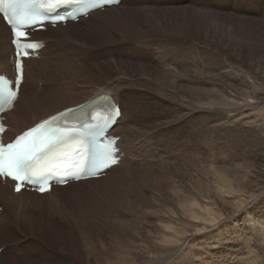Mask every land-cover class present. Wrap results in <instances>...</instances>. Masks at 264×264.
<instances>
[{
  "label": "rangeland",
  "instance_id": "374dc122",
  "mask_svg": "<svg viewBox=\"0 0 264 264\" xmlns=\"http://www.w3.org/2000/svg\"><path fill=\"white\" fill-rule=\"evenodd\" d=\"M250 1L237 4L235 0H207L206 3L212 4V7L208 6V8L210 7L214 12H229V14L235 13V15L241 14L254 19H264V11H262L264 0ZM46 31L42 32L50 35L55 33ZM0 34L2 35L1 31ZM102 35L97 36L96 39L90 38L93 42L90 47L95 49L92 52L99 56L94 57L91 54L78 52L68 59H72L73 61H71L75 62V65L80 63V65L90 64L91 66L101 60L116 59L120 62L132 60L153 66H163L164 64L159 65V62H164L165 56L171 61L179 58L182 61L181 64L186 65L192 60V56L197 54L196 50H192L193 47L189 48L191 47L189 43H180L175 39L165 42V44L161 42V45L154 43L155 45L152 47L147 46L143 49L136 47L134 53L127 46L124 52L111 42H104ZM116 37L118 36L116 35ZM45 43L42 51L45 53L46 59L49 55L53 57L56 53L58 55L62 53V49L57 45H52L48 40ZM105 45L108 46V49H102ZM4 46L3 41H0V47L4 49ZM185 47L187 48L185 49ZM51 48H55V50L51 51ZM5 56L7 57V53ZM6 57L3 59L5 60ZM63 60H66V57ZM80 61L84 62L81 64ZM99 64L104 65L105 63ZM29 65L32 66L33 63L26 65L27 74ZM39 65L40 63L33 67ZM103 67H90L81 73L75 66L74 69L72 68L73 70L68 69V78L72 75L68 80L70 81L72 78L71 81L74 85H71L69 81L66 84L71 85L72 88L52 82L58 68L50 67V70L42 71V76L34 75L32 83H27L24 87L27 90L25 91L27 98H30L31 92H39L45 84H49V88L60 87L67 92V95L71 94L75 99L78 92L79 94L83 92L82 85L91 89L96 86L109 88L108 83H112V87L116 88L121 96L119 102L122 110L124 100L130 105L137 104L138 112L135 119L129 120L128 116H125L120 124L121 133L119 134L125 137L127 144L124 145V148L129 153L125 159L127 163L119 168L112 179L106 181L107 184L101 182L97 189L96 196L108 200V204H104V202L92 204L90 199L84 200V197H79L75 190L68 191L72 197L74 196L73 202L63 201L64 210L68 214L82 212L90 222L97 225L94 230L89 232L92 246H80V251L76 256L70 252L66 253L68 251L61 249L60 244L63 242L57 239L56 232L53 233L45 227V225L63 227L59 220L62 209L47 207L32 209L27 205L29 220L25 218L16 227L0 233V264H57L58 262L80 264L81 260V264H121L124 251L133 257L134 264H264V171L258 167L250 169L248 164L251 160L250 157L259 151H264L262 144L264 140L254 142L251 129L242 125V120L247 115L264 116V100L260 101L261 105L256 108L253 99L249 97L248 102H250L251 108L248 107L244 111L242 108H237L231 112L229 109L217 105L216 101L212 104L211 100L200 98L183 103L181 110H177L179 106L176 99H172L171 95L161 88L155 87L156 85L153 86L150 80L142 79L137 75L118 76L108 80L106 85L104 77L98 73ZM74 73L75 75L79 74L77 75L79 78ZM258 84L263 85L264 88L263 81H258ZM31 94L33 95V93ZM66 97L63 96L62 100L58 99L54 104H48L37 114L45 113L48 109L49 112L52 110L50 108L61 107L62 104L67 103L65 102ZM46 99L50 100L49 97ZM208 105H216L217 108L212 107L213 110L205 107ZM44 110L46 111L44 112ZM215 111L224 116H217ZM240 111L244 112V116L240 114ZM217 121L219 124L216 123ZM221 121L226 122L220 124ZM137 140L138 142H136ZM246 168L249 170L248 175L244 172ZM233 175L236 181L244 179L240 182L247 184L248 190H253V195L238 210L231 205L234 197L225 196L226 192H222V188L225 190V186L220 187L221 182L229 181ZM235 180H232L233 185H236ZM106 188L111 191L109 189L107 191ZM9 190L10 187H6V192ZM89 195L95 194L90 193ZM191 199L199 205L208 204L218 209L221 206L219 211L222 216L219 220L207 224L200 218L194 217L189 211L184 212L183 205H187ZM115 200L119 201V206H114V210L110 214H106L112 208ZM41 202L50 204L47 203L48 198ZM90 204H92V208H88ZM146 204L150 205L151 215L134 216L138 220L129 222L126 241H124L120 233L122 219H131L130 213L144 209ZM124 206H129L130 209H125ZM252 223L255 224L252 225ZM164 224L175 225L179 230L186 227L188 231L184 234L185 236L182 235L178 244L170 245L174 249L173 253L170 251V247L167 251L151 253L146 249V246L152 245L158 239H155V236L164 234V232L161 233ZM75 230L79 236L75 233L74 237L80 241V233L77 228ZM63 233L62 231L61 234ZM64 237H66L65 234L61 238ZM160 244L162 245L161 242Z\"/></svg>",
  "mask_w": 264,
  "mask_h": 264
},
{
  "label": "bare ground",
  "instance_id": "6f19581e",
  "mask_svg": "<svg viewBox=\"0 0 264 264\" xmlns=\"http://www.w3.org/2000/svg\"><path fill=\"white\" fill-rule=\"evenodd\" d=\"M235 1L237 4H242L250 0ZM206 2L207 0H123V2L120 0L117 5L96 9L90 12L87 17H81L76 22H67L64 25L58 24L55 28L50 25H45V29L47 30L46 32H55L54 35L46 34L42 31L34 32L35 36L32 37V39H40L43 42L48 40L52 45L55 44L61 48L62 53L60 55L56 53L57 55L54 54L53 57L49 55L48 59H46V55L41 49L39 54L42 56V59L36 60L28 58L24 60L25 67L27 64L33 63V65H29L28 74L24 67L23 82L19 87V97L15 102V107L4 114V123L8 126V129L4 133V141L12 140L15 135L24 129L29 128L42 118H45L64 108L76 106L91 98L95 97V99H97L96 97L102 94H105L104 97L101 98L100 101H97H99V106L100 103L105 105L103 110H105L111 102H115L120 106L119 99H121V96L118 90L113 88L112 83H108L107 81L122 75H137L142 79L150 80L153 83V86L156 85L155 87L161 88V90L171 95L172 99L174 98L177 100V104L179 106L177 110H181L183 103L200 98H207L208 100H211L212 104L216 101L217 105H221L232 112V110L237 108H242L244 111L246 108L250 107L251 104L248 102V98L251 97L257 108V106L261 105L260 101L264 100L263 85L261 86V84H258V81L264 82V19H254L241 14H229V12H214L210 9V7L208 8V6L212 7V4ZM235 6L238 7V5ZM262 11H264V5L262 6ZM0 31L2 32V35L0 34V41H3V44L5 45L4 49L0 47V73L12 78L14 75V58L11 60L9 56L13 53V47L10 43V31L1 15ZM100 35H102V40L104 42H111L115 47H120L122 51H124L125 47L129 46L131 51L134 53L136 52V47L143 49L147 46L152 47V45H155L154 43L161 45V42H164L165 44V42L175 39L179 40L180 43H189L191 46L189 48L191 49L193 47L192 50H196L197 54H192V60H188L189 62H187L186 65H182V61L179 58H175L171 61L169 60V57V59H166L165 56L163 60L166 63L162 61L159 62V65L164 64L163 66H153L152 64L139 63L132 60L120 62L116 59L101 60L99 62H95L91 66L87 63V65H80V63L75 65V62L72 63V59V61L68 59V57L74 56L78 52L91 54L94 57L99 56V54L92 52L95 51V49H92L90 46L92 45L91 43H93L91 39H96V37ZM116 35L118 37H116ZM115 41L122 43H116ZM186 48L187 47H185V49ZM102 49H108V46L105 45ZM52 50H55V48H51V51ZM6 53L7 57L5 56ZM185 55H187V53H185ZM3 57H6L5 60ZM64 57H66V60H63ZM80 62L82 64L84 61ZM38 63H40L38 67H33ZM99 63L105 64L101 65ZM74 66L78 69V72L80 71V73L84 69H88L90 67L99 68L104 66L98 73L104 77V83L106 84L107 82L110 87L96 86L93 88L92 86L93 89H91L86 85H82L84 88L83 92H80V94L79 92L78 94L76 93L77 96L73 99V95H67V92L63 91L62 88L54 87V89H52L48 87L49 84H45L42 88L43 91L41 90L42 92L33 91L31 92L33 95L30 93V98L26 97L25 91L27 90L24 89L25 85L30 82L32 83V77L34 75L40 74L38 76H42V71L44 69L50 70V67L58 68L53 76L52 82H58L61 85L64 84L67 88L69 86L71 87L73 84L71 81L72 78L70 81L68 79L72 77V75L68 78L69 75H67V73H69L68 69L73 70ZM77 75L75 76L79 78ZM67 81L71 82V85H67ZM63 96H67V100H65V102H67L66 104H62L61 107L54 109L50 108L52 110L49 112L48 109L47 111L44 110V112L46 111L45 113L41 112L42 114H37L39 110L47 107L48 104H54L58 99L62 100ZM48 97L50 100L46 99ZM123 104V110L120 106L121 114L119 118L109 130V133L118 137L116 143L119 148L120 159L117 165L110 167L109 170H107L108 172L106 171L107 173L104 175L106 177L100 176L97 178L71 181L62 186L54 185L51 186L49 192L43 194H37L36 192L26 190H20L18 193H14L12 192V186L10 184V190L9 192H6V187L9 185L7 182L2 183L0 180V206H2V210L0 212V233H4L13 227H16L22 220H25V218L29 220L27 214L28 211L26 209L27 205L32 209H38L41 207H47L50 209L56 208L62 209L59 220L61 221L63 227L61 228L50 225H45V227L47 230L53 231V233L56 232L55 236L57 239L63 242L60 244L61 249L68 251L66 253L70 252L72 255L76 256L80 251V246H92L89 232L94 230L97 225L90 222L88 217H86L82 212L68 214L64 210L65 205L63 206V201L66 200L67 202H73L74 196L72 197L71 193H68V191L75 190V192H78L79 197H84V200L90 199L92 204H94V202H104V204H108V200H104L101 196L99 198L96 196L98 193L97 189L99 188L101 182L106 183V181L112 179V177L116 175L117 171H119V168L127 163V160L125 159L129 153L124 148V145L127 144L125 137L119 134L121 133L120 124L125 116H128L129 120H134L138 112L136 103L130 105L128 102L125 103L124 100ZM31 106L32 109H30ZM205 107L210 109L212 107L217 108L216 105H208ZM85 109L86 111L83 115L82 113L84 111L76 110L66 116L72 119L76 116H84L87 112L88 106H86ZM212 109L214 110V108ZM243 111H240L242 116H244ZM215 114L217 116H224L222 113L219 114L216 112ZM226 121H221L220 124H224ZM56 122L61 123L62 121L58 120ZM216 123L219 124V121ZM242 123L241 124L244 127L246 126L251 129L254 142L257 143L260 140H264V116L252 117L247 115V117L242 120ZM136 142H138V140ZM262 144L264 145V141ZM129 158L131 159V157ZM250 159L251 160L248 162L250 169L252 167H258L261 171H264L263 150L262 152L259 151V153H255L252 157H250ZM248 171L249 170L247 168L244 170L246 175H248ZM232 180H235L234 175L233 177H230L229 181L224 180V183L221 182L220 187L225 186V190L222 188V192H226V195L224 194L225 196L228 195L227 197H234V201L231 205L238 210L241 205L253 195V190H248L247 184L240 182V180L244 179H238V181L235 180L236 185H233ZM116 188L118 187L116 186ZM110 189L112 188L110 187ZM218 190L220 191V189ZM230 191H232V193L229 194ZM90 193H94L95 195H89ZM45 198H48L47 203L50 204L41 202V200ZM118 200H120V198H118ZM118 200L114 201L112 208H110L106 214H110V212L114 210V206H119ZM222 202L224 203L225 201ZM92 204H90L88 208H92ZM144 207L145 208L142 210L131 212V219H122L120 233L124 241H126L129 222L138 220L134 218V216L151 215L149 208L150 205L146 204ZM88 208H86V210H88ZM124 208L130 209L129 206H124ZM220 208L221 206H219V209ZM182 209L184 212L189 211L194 217L200 218L207 224L219 220L222 216L218 208H214L208 204L199 205L193 199H191L187 205H183ZM253 224L255 223H252V225ZM39 226L42 227V225ZM75 228H77L80 233V241L74 237L76 233ZM50 231L48 232L50 233ZM62 231L66 236L64 238H61L63 235L61 234ZM187 231L186 227L185 229L183 228L182 230H179L175 225L170 226L164 224L161 232H164V234L159 235L161 237L155 236L154 238L158 239H156L152 245H147L146 249L150 250L151 253L167 251L169 247L171 248L170 245L178 244L181 237H183L182 235L186 234ZM170 251L173 253L174 249L171 248ZM153 256L155 257V255ZM162 257L159 258L162 259ZM78 260L80 261L81 258ZM134 263L133 257H130L126 251H124L121 258V264ZM57 264H61V262H58Z\"/></svg>",
  "mask_w": 264,
  "mask_h": 264
},
{
  "label": "snow or ice",
  "instance_id": "6c2138e0",
  "mask_svg": "<svg viewBox=\"0 0 264 264\" xmlns=\"http://www.w3.org/2000/svg\"><path fill=\"white\" fill-rule=\"evenodd\" d=\"M71 3L72 0H0V11L4 13L2 19L11 26V44L15 49L14 68L16 73L14 81L0 76V110H3L5 105L8 108L12 107L23 78V60L29 56V50L40 47L39 44L30 42L32 39L30 30L37 27L42 28L44 22V17L40 16L36 9L51 11L61 5ZM91 6H95L94 0ZM115 112L117 115L119 114L118 109ZM58 115L63 117L65 113ZM95 118L94 116L93 119L95 120ZM107 118L105 117V119ZM55 120L56 117L43 120L15 136L11 142H0V176L9 177L15 181L16 191L21 190L23 182H32L33 177L40 185L38 191L49 190L48 179L43 170L44 163L55 154L58 146H65L74 135L87 134L88 130L94 126L89 123L77 126L78 121H64L63 124L53 126ZM3 131V125H0V132ZM112 143L109 140L96 145L97 151L93 157L96 171L117 163L116 149L113 148Z\"/></svg>",
  "mask_w": 264,
  "mask_h": 264
},
{
  "label": "water",
  "instance_id": "95a60500",
  "mask_svg": "<svg viewBox=\"0 0 264 264\" xmlns=\"http://www.w3.org/2000/svg\"><path fill=\"white\" fill-rule=\"evenodd\" d=\"M93 104V103H92Z\"/></svg>",
  "mask_w": 264,
  "mask_h": 264
}]
</instances>
